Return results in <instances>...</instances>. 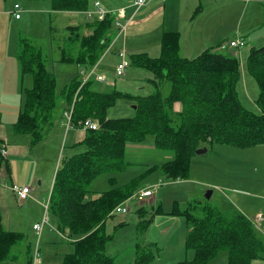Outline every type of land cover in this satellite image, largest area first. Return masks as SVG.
<instances>
[{
  "label": "trees",
  "instance_id": "16d2710c",
  "mask_svg": "<svg viewBox=\"0 0 264 264\" xmlns=\"http://www.w3.org/2000/svg\"><path fill=\"white\" fill-rule=\"evenodd\" d=\"M88 5L89 0H50L51 11L81 12ZM113 26V15H108L101 21L87 19L84 24L64 28L69 49H61L59 61H73L79 69L75 80L63 91L61 97L68 99L62 107L80 86V69L92 68L107 49ZM128 59L130 65L152 73L146 79L152 87L149 94L99 92L89 87L91 79L77 92L72 122L76 125L91 117L99 127L84 132L78 151L61 159L53 177L49 210L56 216L58 225L67 228L75 238L74 251L66 254L61 264L112 263V258L104 252L112 236L105 233L104 224L103 229L95 226L119 199L128 198L131 193L109 190L95 199H86V194L94 177L125 168L123 157L128 144L153 135L154 147L173 157L161 165L164 172L170 177H183L199 147L225 144L244 148L264 142V44L250 48L245 58V69L258 84L255 102L259 112L247 109L239 101L236 85L242 70L233 52L207 48L194 57H184L179 52L178 32L166 31L161 35L158 56L140 52L129 55ZM18 63L21 73L32 75L33 86L25 91L23 107L12 129L15 135L29 136L32 147L39 145L47 130L56 124L54 111L59 97L55 93L54 74L47 69L39 49L22 40ZM120 96L134 100V115L107 118L106 109ZM175 102L180 103V111L174 109ZM205 202L194 200L180 211L188 225L185 248L194 255L175 264H204L223 249L227 251L228 264H250L261 256L264 238L245 214L224 213ZM153 212H160V208ZM151 220L152 215L139 224L144 228ZM25 236L22 232L6 230L0 214V264L15 261V257L9 259L11 248L25 240ZM24 244L30 253L29 243ZM151 258V252H138L135 264H146Z\"/></svg>",
  "mask_w": 264,
  "mask_h": 264
},
{
  "label": "rangeland",
  "instance_id": "374dc122",
  "mask_svg": "<svg viewBox=\"0 0 264 264\" xmlns=\"http://www.w3.org/2000/svg\"><path fill=\"white\" fill-rule=\"evenodd\" d=\"M246 1L249 2L251 0H240V2L219 0L218 2L219 5H237L234 10V13L237 14H234L232 10L227 12L223 10L220 15L226 19L229 25L233 23L232 33L237 29L243 34L248 25L244 33L248 43L242 48L245 52H247L248 47L250 48L249 44L252 42V35L260 36L264 34L263 19L259 25L258 23L250 22L253 17L264 15V5L261 6L259 3L258 5L260 6L258 7L250 3L247 11L244 12L243 5ZM14 3H17L20 7L19 15H21V19L19 20H16L11 12ZM212 7V5H208L209 9ZM83 11L70 13L51 11L50 0H0V131L6 132L11 139L15 138L17 140L19 138L29 145V136L15 135L12 129V125L17 120L23 107L25 91L33 86L32 75L28 72L21 73L18 63L20 42L22 40L27 41L41 51L47 69L54 74L55 93L59 97L56 100L57 104L54 111V116L57 117L58 122L56 121V124L47 130L48 132L42 139L43 144L32 146L30 153H28L32 161L36 162L35 168L37 172L44 176L43 182L38 183L39 178H36L35 170L33 169L30 174L32 182L27 185L30 188L29 196L32 194L30 198L43 206L42 215L44 213V199H47L48 190L51 188L50 179L52 174H50V166L53 159L52 155L57 151V154L60 155L59 159H61L63 155L61 152L63 149L65 150L64 147L72 145L74 140L78 138L80 129L74 128V126L84 128L82 125L84 120H80L74 125L72 117L68 129L62 125L64 111L72 103L74 109L78 89L65 107L63 106L62 118L58 120L61 115L62 105L68 99L64 100L61 97L63 96V91L69 84L71 85V82L77 76V64L75 62L59 61L61 49H69V44L64 40L66 31L63 27L78 24L80 20H84L82 15H73V13H82L84 15ZM212 12L210 18L205 20L206 25H213L219 16L218 10ZM233 14L234 17L230 20ZM225 15L227 16L224 17ZM76 17L79 19L77 20ZM129 30L130 28L127 29V32ZM112 31L113 28L111 33ZM223 31H226V28H223ZM127 32L125 37H118L113 46L106 49L96 61L93 66L95 70L89 81L91 89L99 92L117 90L134 96L147 95L152 91V87L146 82L147 78L152 77V73L145 68L129 64L122 76L117 77L115 75V65L120 61L115 50L123 48L128 58L133 53L144 51L142 47L147 45V41L130 36ZM123 39L124 41H122ZM262 39H264V36ZM234 53L239 59V53ZM149 55L153 56L152 54ZM98 74H104L107 79L103 82L98 81L96 79ZM243 75L247 77L245 85H243L242 81ZM78 76L81 79L82 76L80 74ZM238 82L240 84V93L244 92L247 97H256L258 84L246 69L245 71L242 70ZM236 91L240 103L247 109L257 112L255 110L256 106L248 104L247 99L238 93L237 85ZM133 105L134 100L131 97L120 96L106 109V117H131L135 113ZM174 105L175 110H181L179 102H175ZM86 119L93 120L99 127L97 120L91 117ZM83 130L85 132L86 130L94 129L84 128ZM219 146H225V144H212L211 146L208 144L207 154L214 158H220L221 161H212L211 168H214L215 174L211 176L214 180H211L209 182L211 185L207 187L204 184L207 181L204 172L206 167H203L205 164L202 163L206 157L193 155L190 159L187 175L170 177L164 172L161 165L173 157L170 153L162 152L154 147V138L151 134L146 135L138 143L127 145L123 157L126 164L124 169L101 173L89 182L86 199H95L102 192L109 190H113V192L118 190L126 191L125 193H128V195L131 193L128 198L119 199L120 202L106 213L102 217L103 219L99 220L95 226L103 229L102 226L104 224L105 233L112 236L104 248L105 254L112 258L111 264H135L138 252L142 253L143 251L152 253L151 260L146 264H175L185 259H192L193 251L186 249L184 244L188 225L180 211L190 203H193L194 200L200 204L208 201L210 205L217 207L224 213L237 211L238 206L236 203L240 199L241 202L246 201L247 206L241 208L244 213H247L246 217L254 226L255 215L264 213V142L244 148L231 145H227L226 148ZM74 147L76 148L75 151H78L79 148L77 149V146ZM2 148L6 149V145L3 146L1 143L0 152ZM2 159L0 156V175L5 172ZM3 176L0 177V214L2 212L3 217L7 221L6 225L3 223L9 229L22 231L27 234L25 240L11 248L9 259L15 257L19 264H31L33 256L32 245L34 244V239L38 237L40 249L37 264H61L65 255L74 251L73 241L75 238L70 236L67 228L58 225V221L53 214H50L49 222L44 224L42 236V231L38 236L31 229V224L33 221H39L42 215L32 206L31 202L25 204L17 200L12 194L9 176ZM14 183L20 184L18 182ZM202 184L204 185L200 186ZM33 186L37 190L33 191ZM154 186L156 188L155 191H157L152 195L153 199L156 198L154 202H149L150 198L148 197L143 201H136L135 194L138 195L142 189L153 188ZM208 190H212V194L207 199L205 194ZM118 205L126 207L128 209L127 212L114 211ZM157 206L160 208V212L154 213L153 211ZM174 209L179 212H173ZM150 215H152V220L146 227L142 228L139 222ZM27 228L28 231H25ZM24 242L30 243V253H27V247ZM260 255L252 259L250 264H264V252H261ZM28 257L30 259L29 262H27ZM204 264H228L227 251L224 249L218 251L212 259Z\"/></svg>",
  "mask_w": 264,
  "mask_h": 264
},
{
  "label": "crops",
  "instance_id": "0c3cea01",
  "mask_svg": "<svg viewBox=\"0 0 264 264\" xmlns=\"http://www.w3.org/2000/svg\"><path fill=\"white\" fill-rule=\"evenodd\" d=\"M92 1L93 0H89L88 7H90ZM99 1L101 2V4L105 8H107L109 10H114L118 7H125L126 19L130 20L129 24L126 28V32H127V29L130 28L129 32H127L130 36H135V38H141V39L147 41V45H144L142 47L144 50L142 52H146L147 54H152L153 56H158V53L160 52L161 35L163 34V32H166V31L178 32V34H179V52L184 57H194L195 55L199 54L201 51H203L207 48L214 49L219 44L227 41L230 38H233L236 34L241 35L245 39V42L248 43L247 38L244 35V33L246 32V30L248 28V25L245 28V31L243 34L240 31H237V29L235 30L234 33H232V28H234L233 23L231 25H229L228 22L226 21V19H224V18H222V16H220L221 12L223 10L226 12L232 10V12L234 13V10L236 9L237 5L236 6L232 5V4L231 5H228V4L219 5L218 4L219 0H148L144 6H142L139 9H135L133 6L130 5L131 0H99ZM229 1L240 2V0H229ZM251 1H249V2L246 1L245 4L243 5L244 12L247 11L250 3H252L253 5H256L258 7L260 5L261 6L264 5V0H251ZM259 3H260V5H258ZM208 5H212L213 7L211 9H209ZM216 10L219 11V16H218L217 20L214 22L213 25H210V24L206 25L205 20L210 18V16L213 13L212 11H216ZM64 12H66V11H64ZM234 14H237V13H234ZM234 14L230 18V20L234 17ZM73 15H82L83 16L84 20H82V21L80 20L78 22V24H84V22L87 20L82 13H73ZM226 16L227 15H225L224 17H226ZM113 18H114V16H113ZM19 19H21V15L16 20H19ZM76 19L78 20L79 18L76 17ZM262 19L264 20V15H259V16L253 17L250 20V22H255V23H258V25H259L262 23ZM114 20H115V18H114ZM241 20H242V18H241ZM73 25H77V24H73ZM66 26H68V25H66ZM66 26H64L63 28H65ZM223 28H226V31H223ZM126 32H125V35H126ZM116 34H117V28L115 27V24H114L113 31L110 34V40H109L108 48H111L113 46V43L118 39V37H121V36H116ZM111 35H112V37H111ZM125 35L123 37H125ZM263 36H264V34H261L260 36L252 35L251 37L253 39H252V42L249 44L250 48L264 44V39H262ZM122 41H124V39ZM136 41H137V39H136ZM125 46H126V44H125ZM242 48H240V49H242ZM250 48L249 47L247 48V50H246L247 52L243 51V49L242 50H240V49H227L226 52H233V53L237 52V53H239V55H240L239 60L241 62V70L245 71V68H244L245 59H244V57L245 58L247 57V55H248L247 53L249 52ZM118 50L119 49L115 50V52L117 53ZM78 69L79 68L77 66V71H78ZM242 81H243V85H245L246 81H247L246 75H243ZM0 84H1V82H0ZM239 87H240V84L238 82V84H237L238 93H240ZM240 94L243 95V97L245 99H247L248 104H250L252 106H256L255 110H257V112H259V108L257 107L256 102H255L257 95H256V97L253 98V97H247L244 92L240 93ZM62 111H63V107L60 111L61 112L60 118H62L61 117ZM62 125H63V121H62ZM74 128L80 129L78 138L74 140V142H75V144L73 142L74 145L72 144V145H69L67 147L66 146L64 147L65 150L63 149V151L61 152V154H63L61 159L74 154L76 152L75 151L76 148L74 146H77V149L79 148L78 142L84 136V130H83V128H80L79 126H74ZM0 139L2 141V145L3 146L6 145V151H7L6 156L2 155L0 152V156L3 158L2 159L3 169L5 170L4 174L0 175V177H4L3 175H6V176L8 175L11 183L12 182H18V183L23 184V185H28L29 183L32 182L31 178H30V174L32 173L31 171H33V169H34L35 170L34 173L36 175V178H39L38 183L43 182L42 180H44V176L37 172V170L35 168L36 162L32 161L30 154H28V153H30L31 147L27 144V142H24L19 138L17 140L15 138L11 139L6 134V132H1V131H0ZM42 144H43V141H41L39 143V145H42ZM226 146L227 145L219 146V147L226 148ZM203 147L207 148L206 152H204L202 154H196V156L206 157L202 161V163L205 164L203 167H206L204 172H205V178L207 179V181L204 184H206V187H207V186L211 185V183H209V182H211V180H214L212 176L215 174V172L213 171L214 168H211L212 161L213 160H220V158H214L212 156H209L207 154L208 153V146H203ZM250 149H254V148H250ZM250 151H252V150H250ZM254 152H255V150H254ZM168 155H170V154H168ZM202 155H206V156H202ZM215 156H216V154H215ZM52 157H53V159H52V163L50 166V169H51L50 174H52L51 179H50L51 187H52V183H53V177L55 174V172L53 173V171H56V169L60 165V161H61V159H59L60 155L57 154V151H55L53 153ZM32 162H34V163H32ZM33 181H34V179H33ZM204 184H202L200 186H203ZM31 190H32V187H31ZM35 190H37V189L35 186H33V191H35ZM50 191H51V188L48 190V195H47L49 197V200H50ZM156 192L157 191H155V193ZM12 194L17 200H19L14 193H12ZM31 195L30 196L28 195V197L26 199L19 200V201H21L25 204H27L28 202H31L32 206L35 207V209L37 211H39L41 214L43 212L42 211L43 206H41V204H38L34 199L30 198ZM48 197H47V199H48ZM148 198H150L149 202H151V201L154 202L156 200V198L153 199V196L148 197ZM47 199H44V202ZM244 202H241V199H240L238 201V203H236L238 206V209H236V210L240 211L241 213H243L247 216V213H244V211H242V208H241V207L245 208L247 206L246 201H244ZM228 208L234 209L232 207H228ZM50 214H53V213H51L49 210L48 211L49 217H50ZM39 221H33L31 224V229H32V225L39 222ZM3 222L6 225L7 221L5 220V218L3 217V214L1 212V223L4 226V228H6V230H9V231L10 230L15 231V230L7 228ZM25 231H28V228L25 229ZM15 232H22V231H15ZM43 232H44V230L42 229L41 236H42ZM22 233H24V232H22ZM24 234L27 235L26 233H24ZM29 245H30V243H29ZM9 264H19V262H17L15 260L14 262L9 263Z\"/></svg>",
  "mask_w": 264,
  "mask_h": 264
},
{
  "label": "built area",
  "instance_id": "2783aa9c",
  "mask_svg": "<svg viewBox=\"0 0 264 264\" xmlns=\"http://www.w3.org/2000/svg\"><path fill=\"white\" fill-rule=\"evenodd\" d=\"M147 1L148 0H131L130 5L133 6L135 9H139L142 6H144ZM19 9H20L19 5L17 3H14L12 13H13L14 18L16 19L19 18L20 16ZM83 13L88 20L96 19L98 21L103 20L108 15H113L115 18L114 24H115V27L117 28L116 36L125 35L126 28L130 21L129 19H126L125 7H118L114 10H109L105 8L99 0H93L91 2V6L85 9ZM246 44L247 43L245 42V39L241 35L236 34L233 38L228 39L225 43L215 47L214 50L225 51L227 49H240L246 46ZM117 55L120 58V61L115 65V75L119 77L124 74L126 67L129 65V59L127 58L126 52L123 48L118 50ZM94 70H95L94 67L90 68L89 70H84V69L80 70V76L82 77H81V83H80L79 88L89 79H91V76ZM86 71L88 72L86 73ZM96 79L100 82H103L107 79V77L104 74H98L96 76ZM72 111H73V103L63 113V125L65 126L66 129L70 127ZM82 125L84 128H87V129H97L98 128L96 122H94L91 119H85L82 122ZM1 154L2 155L7 154V151L5 148L1 149ZM9 185H10L12 192L16 195V197L19 200L26 199L28 195L30 194V188L27 185H23V184L21 185V184H17L14 182ZM155 186L153 188H144L139 192L138 195L135 194L134 196H136V201H143L146 197L152 196L156 189ZM127 210L128 209L126 207L121 206V205L116 206L114 209V211L120 212V213H126ZM48 211H49V197L44 202V213L40 221L32 225V229L38 236L40 232L42 231L44 224L49 222ZM253 221H254L253 227L255 228V230L261 236L264 237V213L256 214ZM32 247H33V256H32L31 264H37L38 258H39V249H40L38 237L34 239V244L32 245Z\"/></svg>",
  "mask_w": 264,
  "mask_h": 264
},
{
  "label": "water",
  "instance_id": "95a60500",
  "mask_svg": "<svg viewBox=\"0 0 264 264\" xmlns=\"http://www.w3.org/2000/svg\"><path fill=\"white\" fill-rule=\"evenodd\" d=\"M133 107H135V105H133ZM207 148L206 147H199L195 150V154H202L204 152H206ZM212 193V190H208L207 193L205 194V197L208 199L210 198V195Z\"/></svg>",
  "mask_w": 264,
  "mask_h": 264
}]
</instances>
